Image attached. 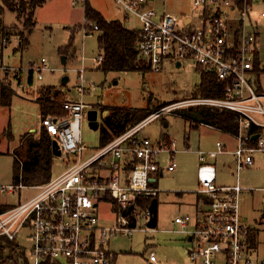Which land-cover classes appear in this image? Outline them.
I'll return each mask as SVG.
<instances>
[{"label": "built area", "instance_id": "built-area-1", "mask_svg": "<svg viewBox=\"0 0 264 264\" xmlns=\"http://www.w3.org/2000/svg\"><path fill=\"white\" fill-rule=\"evenodd\" d=\"M114 1L138 19L137 50L148 69L161 72L168 62L194 59L197 69L215 73L226 83L225 96L169 102L94 150L81 141V124L88 107L84 101L65 100V116H41L38 135L44 128L57 141L61 155L67 158L66 168L42 185H26L22 178L18 183L0 185L1 194L23 188L36 190L34 196L15 206L1 203L8 208L0 212V264H113L111 240L119 234L129 236L144 230L139 224L147 225L152 217L138 199L157 197L160 189L153 185L157 175L177 168L176 141H153L141 130L155 119L190 107L231 112L238 129L231 133L236 139L232 152L220 141L213 149L198 150L200 187L195 192L199 196L195 215L175 218L179 232L190 236L192 242L185 264H264V256L249 246L251 227L243 224L240 214L241 195L251 191L240 184V172L254 165L256 153H264V88L258 89L254 66L257 56L260 58L258 43L264 28L253 24L257 23L251 18L253 0H194L195 6L208 12L201 27L189 26L185 18L150 6L165 0ZM257 1L264 4V0ZM260 14L264 18V10ZM81 29L86 39L99 32V25L85 18ZM7 40L3 39L4 45ZM82 61L80 84L86 72L85 58ZM102 61V55L94 59L97 65ZM46 62L42 58L27 68L10 67L12 73L6 72V76L12 75L19 86L30 74L41 80L45 71H52ZM0 70V84L8 85L10 77L6 79ZM253 74L255 78L249 77ZM85 90L80 85L82 95ZM162 154L169 155L166 168L161 167ZM225 154L235 158L232 175L238 182L234 185L217 184L214 159ZM259 190L264 192V188ZM102 203L110 204L113 225L101 224ZM150 260L158 263L154 251Z\"/></svg>", "mask_w": 264, "mask_h": 264}, {"label": "rangeland", "instance_id": "rangeland-1", "mask_svg": "<svg viewBox=\"0 0 264 264\" xmlns=\"http://www.w3.org/2000/svg\"><path fill=\"white\" fill-rule=\"evenodd\" d=\"M90 1L92 7L100 11L107 20L120 19L130 28H139L138 19L128 14L114 0ZM85 6L86 0H79L76 4L74 0H47L36 11L35 27L32 31L24 25L26 14L18 20L16 13L6 11L1 21L8 28L9 37L7 36L3 58L0 56V68L4 70L5 78L10 77L6 76V72L12 73L10 67L27 68L31 63L40 62L45 58L52 71H45L41 80L36 76L38 85H52L63 97L84 101L88 105L86 112L97 110L104 113L105 117L111 113L124 115L129 111L146 108L150 103L160 105L163 102L201 96L199 95L201 75L197 70L196 60L191 58L182 60L180 66L168 62L161 72L147 70L105 74L97 69L94 59L101 54L98 47L100 34L95 32L93 37L84 39V30L81 28L85 20ZM171 7L173 10L170 12L174 15L184 18L185 14L181 13L189 10L196 20L202 15L203 10V7L195 6L194 0H172ZM158 9L160 10L159 7ZM195 22V27H199V23ZM262 24L264 28V22ZM76 27L78 29L74 33L72 30ZM180 27L185 26L180 23ZM73 33V46L66 50ZM1 40L0 34V42ZM258 51L260 63L264 68V33L260 35ZM63 58H66V63ZM83 58L86 73L83 84H80L78 71L82 68ZM2 76L3 72L0 70V79ZM64 77H68L69 81L64 83ZM249 77L255 78V74ZM258 79L264 86V72L258 74ZM13 83L15 82L9 80L8 85L0 84V93L2 86L13 92L10 89ZM80 85L86 88L84 95L79 92ZM16 87L17 91L22 93L20 87ZM176 113L155 119L141 130L143 136L153 141L168 142L169 138L176 141L179 150L176 156L177 168L172 172L164 169V175L159 179L157 226L154 230H150L142 222L138 227L144 230L138 229L129 236L119 234L111 240L109 247L117 254L114 264H185L186 235L174 231L180 228L175 223V218L194 212L195 192L200 187L197 181L198 150L211 149L218 140H231V137L218 128L205 124L197 125V119L194 116L193 120L186 117L187 112L184 110ZM40 118L41 111L35 98L22 94L15 95L11 107H6L1 104L0 94V185L14 182L16 158L22 165L28 162L25 156L21 155V147L25 136L29 134H32L31 137L34 139H39L40 135L33 130L40 129ZM98 122L99 125H104L101 118ZM166 122L167 127L164 125ZM9 125L11 133H8ZM100 134V128L94 130L90 126L86 113L81 124L83 146L96 149L100 145ZM17 150L20 154H16ZM254 160L252 167L240 172V184L251 190L241 195L240 214L243 224L252 227L249 246L258 254L264 255V192L259 190L264 188V153H256ZM160 162L161 167L166 168L169 162L168 155L162 154ZM214 162L221 183L238 182L231 175L236 171L235 158L219 156ZM66 163L65 154L53 155L51 174L56 176L63 172ZM35 194L36 190L23 188L12 194H1L0 202L15 206ZM109 207L108 203H102L100 206L101 224L104 226L113 225L115 220V215ZM20 235V239L24 241L23 234ZM152 251L155 252L158 263L150 260Z\"/></svg>", "mask_w": 264, "mask_h": 264}, {"label": "trees", "instance_id": "trees-1", "mask_svg": "<svg viewBox=\"0 0 264 264\" xmlns=\"http://www.w3.org/2000/svg\"><path fill=\"white\" fill-rule=\"evenodd\" d=\"M47 0H1L0 1V34L2 40L0 42L1 49L4 48L3 39L9 35L8 28L1 21L5 11H12L17 14L18 20L26 14L24 20L25 27L32 31L35 27L36 10L46 3ZM86 18L99 25L98 47L103 56V61L98 64L97 69L108 74L110 72H144L150 70L143 66L140 61L137 44L139 41V30L130 28L124 21L107 20L100 12L92 7L89 1L85 6ZM78 28H74L75 31ZM80 29V26H79ZM81 30V29H80ZM74 33L71 36L69 45L66 50L73 46ZM9 37V36H8ZM24 42V41H22ZM63 53V52H62ZM255 70L258 73L264 72L261 68L260 58L257 56ZM201 75V83L199 87V95L204 97H224L226 83L223 82L215 73L206 72L197 69ZM32 83V75L30 77ZM258 89L261 87L257 82ZM13 93L7 90L6 87L1 89V104L3 106H11ZM65 99L60 92H53L52 87L41 89V95L38 99L40 105L41 116L48 115L65 116L67 112L63 108ZM169 102H163L160 105L149 104L146 108L129 111L124 115L110 114L103 117L104 125H100V145H105L113 140L116 136L126 131L128 128L139 123L152 112L159 110ZM107 109V108H106ZM187 112L186 117L193 120V116L197 119L196 123L212 126L223 131L235 133L238 129L236 116L231 112L214 111L206 107H190L183 109ZM182 111V110H181ZM8 133H11V127H8ZM32 134L25 136L21 149V155L25 156V164H21L19 159H15L14 163V182H20V178L26 185H42L50 181L53 177L51 174V160L53 157V141L54 138L47 132L46 129L41 130L39 139H34ZM18 152V153H17ZM1 153V152H0ZM16 154H20L16 151ZM155 185V183H153ZM1 197V193H0ZM157 197L139 198L138 203L142 207L148 208L151 201ZM8 206H4L0 202V212L4 211ZM116 255H113V264ZM50 264V263H45Z\"/></svg>", "mask_w": 264, "mask_h": 264}, {"label": "crops", "instance_id": "crops-1", "mask_svg": "<svg viewBox=\"0 0 264 264\" xmlns=\"http://www.w3.org/2000/svg\"><path fill=\"white\" fill-rule=\"evenodd\" d=\"M1 1V0H0ZM87 1H89V3L91 4V1L90 0H86V2ZM167 1H169V2H167ZM171 1L172 0H165V1H163V2H154V3H151L150 4V6H152V7H155L157 10H159L158 9V7L160 8V10L162 11L161 13H168V14H172V15H174V13H172V12H170V10H173V8L171 7ZM252 6H253V11H252V14H251V18L253 19V22L254 21H256L257 23H253L254 25H256V24H258L259 26H260V28L262 27V23L264 22V18L263 17H261V11H263L264 10V4H262V3H260V2H258L257 0H253L252 1ZM85 8V7H84ZM95 9V8H94ZM175 9V8H174ZM160 10H159V12H160ZM37 11V10H36ZM98 11V10H97ZM6 12V11H5ZM98 12H100V11H98ZM190 12L189 10H185V12H182L181 13V15H184L185 14V16L186 17H184L185 19H186V22L188 23V25L189 26H192V27H195L196 26V22L195 21H197L198 23H199V27H201V26H203L204 25V22L206 21V19H207V17H208V12L206 11V10H202V15L199 17V18H197V20L195 19V18H193V14H191V13H188ZM84 13H85V11H84ZM101 13V12H100ZM5 14V13H4ZM4 14L2 15V16H4ZM102 14V13H101ZM35 15H36V13H35ZM103 15V14H102ZM85 16V18H86V15H84ZM175 16H177V15H175ZM116 20H120V19H116ZM109 21H112V20H109ZM122 21V20H121ZM139 22V21H138ZM4 25V24H3ZM81 25V24H80ZM5 26V25H4ZM6 27V26H5ZM135 29H137V28H135ZM6 46V45H5ZM4 46V47H5ZM2 50V52L0 53V56H1V58H3V54H4V48L3 49H1ZM66 63V62H65ZM98 66V65H97ZM261 68H263L262 67V64H261ZM86 73V72H85ZM261 73H263V72H261ZM259 74V73H258ZM31 75H32V83H30V77H31ZM10 79H11V81H13L14 82V80H12L13 79V76H10ZM69 81V80H68ZM67 81V82H68ZM37 80H36V76H34L33 74H30L29 76H25V80H24V84H23V86H19V85H17V84H15V83H13V86H12V88H10V89H12V93H13V95L15 96V95H20V94H22V95H24L25 97H33V98H35V100L38 102V99H39V97H40V95H41V89H43V88H49V87H52V85H38L37 83ZM259 83V85H260V87L261 88H264V86H263V84H262V82L261 81H259L258 82ZM15 85V86H14ZM16 86H18V87H20V89L22 90V93H19L18 91H17V87ZM2 87H6V86H2ZM2 87H1V89H2ZM52 90H53V92H55V89L52 87ZM19 93V94H18ZM1 94V93H0ZM13 96V97H14ZM64 99H69L68 97H64ZM12 102H13V100H12ZM39 103V102H38ZM6 107H11V106H6ZM39 107H40V105H39ZM105 116V115H104ZM166 124H167V126H168V123L166 122L164 125L166 126ZM166 126V127H167ZM207 126V125H206ZM100 128V127H99ZM215 128V127H214ZM221 130V129H220ZM33 131H37L38 132V130L37 129H35V130H33ZM32 131V132H33ZM223 131V130H222ZM223 132H225L229 137H231V140H218L217 142H223L225 145H226V147H227V149H228V152H232L234 149H235V147H236V139L234 138V136L231 134V132H227V131H223ZM169 141L167 142V143H169L170 141H172V140H170V138L168 139ZM216 142V143H217ZM216 143H215V145H216ZM231 144H233V145H231ZM215 145H213V146H211V149H213V148H215ZM187 147L189 148V144H187ZM200 150H202V149H200ZM204 150H207V149H204ZM166 155H168V154H166ZM221 156H231V157H233L234 158V156L232 155V154H225V155H221ZM168 157H169V155H168ZM169 163V162H168ZM199 165H200V161H199ZM198 168H199V166H198ZM175 171V170H174ZM198 171V170H197ZM217 172H218V170H217ZM163 175H164V171L163 172H161V173H159L158 175H157V178H156V182H155V186L156 187H158L159 188V179H160V177H163ZM232 175V174H231ZM232 176H234L235 178H236V176L235 175H232ZM54 177V176H53ZM237 180H238V178H236ZM197 181H198V177H197ZM198 183H199V181H198ZM217 184L218 185H221V186H223V185H234L233 183H221L220 181H219V178L217 177ZM198 190V189H197ZM253 191V190H252ZM179 192V191H178ZM158 197H159V194H158V196H157V198H154V199H157V201H158ZM198 200H199V196L196 194V196H195V199H194V212L193 213H187V214H189V215H195V212H196V204H197V202H198ZM153 201V200H152ZM152 201H151V203H152ZM151 203H150V205H151ZM150 205L148 206V208L150 207ZM144 208H146L145 206H144ZM111 209V207H109V210ZM184 215H186V214H184ZM179 216V215H178ZM181 216V215H180ZM177 217V216H176ZM113 224H114V221H113ZM178 225V224H177ZM251 227V226H250ZM179 228V227H178ZM252 228V227H251ZM250 228V232H249V236L251 235V233H252V229ZM154 230V229H153ZM179 230H180V228L179 229H175L174 231H177L179 234H185V233H182V232H179ZM186 235V237H185V241H186V244H187V248H186V252H185V263H187L188 262V252H189V250H190V248H191V246H192V242H191V238H190V236H188L187 234H185ZM248 241H250V239H249V237H248ZM112 251V250H111ZM115 255H116V258H115V262L114 263H116V259H117V254L114 252V251H112ZM258 253V252H257ZM259 255L260 256H264V255H261L260 253H259ZM153 263H157V262H153Z\"/></svg>", "mask_w": 264, "mask_h": 264}, {"label": "water", "instance_id": "water-1", "mask_svg": "<svg viewBox=\"0 0 264 264\" xmlns=\"http://www.w3.org/2000/svg\"><path fill=\"white\" fill-rule=\"evenodd\" d=\"M66 58H63L64 60V63L66 62L65 60ZM181 63H178L177 66H180ZM69 80L68 77H64L63 78V82H67ZM97 110H89L87 112V117L88 119L90 120V126L94 129V130H97L99 129V122H98V117H97ZM167 126V124H166ZM53 155L54 156H60L61 155V151L59 149V145L57 143L56 140L53 141ZM157 209H158V201L157 199H153L150 207H149V210L152 214V217L150 218L147 226L150 228V229H154L156 226H157Z\"/></svg>", "mask_w": 264, "mask_h": 264}, {"label": "flooded vegetation", "instance_id": "flooded-vegetation-1", "mask_svg": "<svg viewBox=\"0 0 264 264\" xmlns=\"http://www.w3.org/2000/svg\"><path fill=\"white\" fill-rule=\"evenodd\" d=\"M97 112H98V114H97L98 119L100 120V118H101L103 120L104 113L102 114V113H99V111H97Z\"/></svg>", "mask_w": 264, "mask_h": 264}]
</instances>
